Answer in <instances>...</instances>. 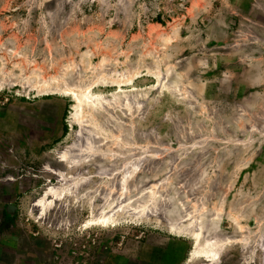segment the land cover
<instances>
[{
  "label": "rangeland",
  "instance_id": "obj_1",
  "mask_svg": "<svg viewBox=\"0 0 264 264\" xmlns=\"http://www.w3.org/2000/svg\"><path fill=\"white\" fill-rule=\"evenodd\" d=\"M0 264H264V0H0Z\"/></svg>",
  "mask_w": 264,
  "mask_h": 264
},
{
  "label": "bare ground",
  "instance_id": "obj_2",
  "mask_svg": "<svg viewBox=\"0 0 264 264\" xmlns=\"http://www.w3.org/2000/svg\"><path fill=\"white\" fill-rule=\"evenodd\" d=\"M56 80V79H55ZM48 81V80H47ZM45 82V85H46V87L43 89L44 90V93H57L58 91H62L61 90V88L59 87V86H57V87H55V86H50L49 84V82ZM50 81V80H49ZM52 81V80H51ZM64 87V86H63ZM63 91H65V92H67V93H69V92H72V94L74 95V97L76 98V100H77V102H78V105H77V107L78 106H80L81 105V103L84 101V102H91V101H94L95 99L92 97V95H93V93H91L90 91H88V92H80V93H78V92H76V91H74V90H67V89H65V90H63ZM48 191L49 192H53L54 191V189L52 188V187H50L49 189H48ZM56 192V191H55ZM92 222L93 223H95V224H100V225H107V224H114L115 223V221H114V219L113 218H111L110 216H105V215H103V214H101V215H99V216H97V217H94L93 219H92ZM91 223V221H89L88 222V224H90ZM172 228H174L175 229V231L176 232H178V233H181V232H187L188 230L190 231V228H188V230H187V227L186 228H184L185 230H183L182 228H180V229H178L177 230V228L173 225L172 226ZM195 234V233H194ZM192 237V236H191ZM194 240L197 242L198 240H199V236H198V234H195L194 236ZM211 245V244H210ZM208 248V249H207ZM207 248H201V247H195L193 250H192V252H191V258H193V257H196L197 255H204V256H208V257H210V258H215L216 257V254H217V251H214V249H211V248H209V247H207ZM212 253V254H211Z\"/></svg>",
  "mask_w": 264,
  "mask_h": 264
}]
</instances>
